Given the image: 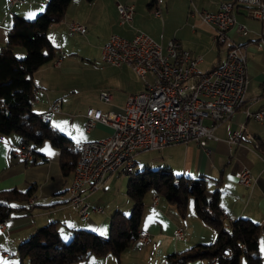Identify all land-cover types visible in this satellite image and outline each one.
Here are the masks:
<instances>
[{"label":"crops","instance_id":"crops-1","mask_svg":"<svg viewBox=\"0 0 264 264\" xmlns=\"http://www.w3.org/2000/svg\"><path fill=\"white\" fill-rule=\"evenodd\" d=\"M48 1L17 0L9 7L8 0H0V51L14 20L35 19L44 12ZM232 1L72 0L61 21L47 31L55 57L33 73L32 114L43 118L54 132L65 137L71 146L67 148L70 152H77L76 145L109 137L111 129L99 123L91 130H85L87 112L94 109L121 114L127 99L145 88V83L128 66L113 67L102 62L101 49L110 36L117 35L130 41L141 32L164 47L169 41H175L193 58H199V72L207 73L224 63L229 44H216L213 28L202 23L192 10L216 13L220 3ZM118 4L133 7L130 24H119ZM157 9L160 16L153 14ZM235 21L245 30L232 28L229 43L245 51L249 79L241 108L215 126L214 139L204 148L194 143L177 144L139 154L135 157L132 175L145 170H168L175 180L204 178L209 190L218 191V207L224 215L225 229L230 222L243 219L264 231V121L258 122L252 117L264 110V51L259 43L262 28L259 22L247 17L243 9H236ZM72 24L83 26L85 33H71L69 26ZM13 54L23 58L25 50L17 47ZM146 81L152 82L151 76ZM101 92L111 95L110 104L99 100ZM57 101H60L59 110L51 113L50 108ZM241 127L252 140L232 144V134ZM17 145L16 136L0 134V192L25 193L32 189L30 199L34 200V205L27 207L30 199L11 205L14 211L0 229V264H29L27 259L19 258L18 247L37 230L50 224H56L64 243L78 230L90 231L106 239L111 217L116 213L127 217L131 213L133 205L126 194L130 177L116 171L108 177L102 190L86 199L88 214L82 220L77 209L65 201L73 171L63 175L61 150L44 141L35 149V164H31L12 157L11 151ZM40 158L45 161L40 163ZM243 169L250 172V186H243L234 178ZM154 197H157L156 201ZM96 208L103 212H96ZM139 232L147 233V240H136L118 257H91L75 264H166L169 256L193 246L210 245L216 237L215 232L196 217L190 203L185 216L181 217L175 206L153 191L143 198ZM178 232L182 239L176 238ZM260 240L264 241L262 235ZM262 259L264 261V256ZM242 260L240 264H246ZM186 264L217 263L202 260Z\"/></svg>","mask_w":264,"mask_h":264},{"label":"built area","instance_id":"built-area-1","mask_svg":"<svg viewBox=\"0 0 264 264\" xmlns=\"http://www.w3.org/2000/svg\"><path fill=\"white\" fill-rule=\"evenodd\" d=\"M16 2L8 0V6ZM238 8L260 23L259 43L264 51V0L222 2L216 13L193 9V15L213 28L216 44H229L224 63L207 73L199 72L200 59L193 58L175 41H169L164 47L141 32L130 41L117 35L110 36L101 49L102 62L113 67L128 66L145 83V88L127 99L121 114L94 109L86 114V131L99 123L110 128L112 133L105 139L74 146L78 160L65 201L77 209L82 220L88 214L86 199L102 190L108 177L116 171L132 175L137 155L177 144L194 143L204 148L214 139L215 126L241 108L249 85L246 54L242 47L229 43L232 28L245 30L235 21ZM116 9L119 24H130L133 7L118 4ZM153 14L160 16V10H154ZM69 30L85 33L83 26L76 24L70 25ZM148 76L152 78L150 83L146 81ZM98 98L104 104L111 102L109 93L101 92ZM59 105L60 101H57L50 112H58ZM252 117L263 122L264 110ZM241 140H252L244 127L232 134L230 142L238 144ZM11 155L23 162L33 160L32 148L25 144L15 146ZM234 178L243 186L252 183L247 169L236 173ZM156 199L154 197V201ZM33 205L34 200L30 199L27 207ZM95 210L103 212L100 208ZM3 224L0 223V229ZM261 235L264 238V231ZM147 237V233L139 232L137 241L144 242ZM176 238L182 239L181 233L178 232Z\"/></svg>","mask_w":264,"mask_h":264},{"label":"trees","instance_id":"trees-1","mask_svg":"<svg viewBox=\"0 0 264 264\" xmlns=\"http://www.w3.org/2000/svg\"><path fill=\"white\" fill-rule=\"evenodd\" d=\"M71 1L49 0L44 12L35 19H15L6 44L0 51V134L14 135L18 138V145L30 146L33 155L31 164H35V149L44 141L51 142L61 150L60 168L64 176L73 171L78 152H70L67 148L71 146L66 138L54 132L43 118L32 114V76L54 59L55 49L47 38V31L61 21ZM17 47L25 50L23 58L14 56L13 51ZM44 161L40 158V163ZM149 191L175 206L181 217L185 216L192 201L196 217L216 235L212 244L193 246L183 253L169 256L166 264L202 260L217 264H240L242 259L246 264H263L258 250L263 230L260 226L239 219L230 222L225 229L224 217L218 207V191L209 190L204 178L175 183L168 170H145L130 175L126 194L133 205L132 211L127 217L118 213L111 217L106 239L90 231L78 230L68 243H64L56 224H50L37 230L21 244L17 254L20 259H27L29 264H75L91 257H118L137 240L143 198ZM32 196V189L25 193L16 190L0 192V223L14 211L12 204L26 202Z\"/></svg>","mask_w":264,"mask_h":264},{"label":"rangeland","instance_id":"rangeland-1","mask_svg":"<svg viewBox=\"0 0 264 264\" xmlns=\"http://www.w3.org/2000/svg\"><path fill=\"white\" fill-rule=\"evenodd\" d=\"M17 59H18V58H17ZM129 177H130L129 175L126 176V178H129ZM190 204L192 205V201H190ZM127 216H129V214H128ZM62 238H63V237H62ZM68 239H69V238H68ZM68 239H65V240H67V241H65V243H68V242L70 241V240H68ZM259 244H260L259 252L261 253L260 255H262V258H263V256H264V241L260 240V241H259ZM242 262L245 263V260L243 259ZM263 263H264V261H263Z\"/></svg>","mask_w":264,"mask_h":264},{"label":"snow or ice","instance_id":"snow-or-ice-1","mask_svg":"<svg viewBox=\"0 0 264 264\" xmlns=\"http://www.w3.org/2000/svg\"><path fill=\"white\" fill-rule=\"evenodd\" d=\"M13 207H15V206L13 205Z\"/></svg>","mask_w":264,"mask_h":264}]
</instances>
